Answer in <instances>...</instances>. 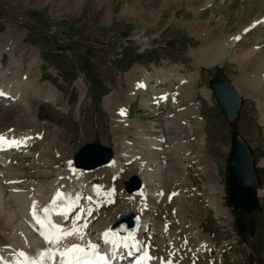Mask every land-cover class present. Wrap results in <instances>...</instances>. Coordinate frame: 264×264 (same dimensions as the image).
<instances>
[{
    "label": "rangeland",
    "instance_id": "1",
    "mask_svg": "<svg viewBox=\"0 0 264 264\" xmlns=\"http://www.w3.org/2000/svg\"><path fill=\"white\" fill-rule=\"evenodd\" d=\"M260 4L259 0H0V33L6 30L8 24L15 30L24 32L22 47H17L14 52L17 59H22L23 69L14 74L8 73V69V74L6 73L8 77L4 78L3 81L6 85L17 86L18 89H24L26 84L29 91L35 87L41 86L44 88L48 84L54 89L55 94L60 97V103L64 105L66 110L64 111L59 107L58 103L51 104L47 98H39L35 109L37 118L41 122H48V124L56 127L58 140L68 148L69 157L86 141L96 139L102 144L115 149V137L118 140H121V135L125 136H123L125 140L133 138L134 127L128 126L126 131L118 129L115 132L112 131L111 127L109 129V123L111 126V122H109L110 114L108 115L104 110L105 108L100 105L104 100L102 97L105 94L103 98L108 94L112 95L111 92H114L113 95H115H112L111 102L124 105L126 95L123 91L129 89L128 84L130 85V81L137 76V72H134V70L140 67L134 65L130 68L132 64L138 63L144 66L147 74L149 73V76H151L153 67L162 66V60L167 59L170 62L169 66L167 67L166 64L161 68L164 73L169 75H165L164 83L157 85L163 89L171 81V73L174 71L177 72L179 77L193 79L191 89H188L187 86L183 87L181 84L180 90H177V92L182 97L186 90L190 91L188 97L191 96L194 103L197 102V115L201 122L200 128L196 129L198 119L189 117L186 108L184 109L185 113L181 114L180 112L179 119L177 118L180 131L178 132L175 129L177 132V135L174 136L177 145L176 153L181 161L179 165L185 164L188 172H186L187 180L184 175L181 176L183 179L178 180V183L174 182L171 183L172 185H167L168 187L165 185L163 187V196L167 200L157 218L160 221L163 218H166L167 221L169 219L167 230L165 232L161 231L163 238L168 237V243L163 249L165 256L174 252L167 250L171 242L176 244L177 252H179V249H181L180 252L187 249L192 251L194 244L198 243L204 236L214 241V244L220 250H224V246L220 247L219 245L230 235L228 231L221 230L220 224L225 220L216 216L214 208V211L212 210V203L215 201L219 205L218 209H221L227 217V207L229 206H227L226 200L225 173L232 132H237L246 143L252 158L258 187L264 191V167L258 166L260 158L264 156V126L260 122L261 110H259L256 100L252 99V96H248V93L253 90L242 91L237 89L240 106L237 115L231 124H228L215 104L207 84L208 79L213 74L219 73L223 74L232 86L240 79V76L245 75L246 80L251 79L257 74L251 73V67L255 62L254 58L257 53L245 61L242 59L240 63L236 58L229 59L228 57H222L210 66H205L201 61H197L199 47L211 40H216V34L221 33L223 38L234 33L238 29V25L248 24L251 21L249 17L254 14L258 17L264 16V7H261ZM96 15L100 16L103 22L112 21L111 24L106 26L97 23ZM113 23L117 24V28ZM259 26L250 29L242 39H245L246 44H248L249 41L251 42L252 39L257 38L261 53H264V27ZM102 29L104 32H99ZM126 34H128V40L132 42L140 40L138 47L120 48L118 46L117 43L121 41L120 38ZM80 35H97V37L109 41L85 45L82 43V38H79ZM69 36L73 38L65 42V39ZM68 42L71 43L69 47L66 45ZM24 45L36 50L37 59L35 61L31 60L30 52L23 49ZM239 48L240 46L235 44L232 52L239 54ZM0 57L2 59L0 66L5 67L9 62L8 54L0 52ZM151 61H153V67L150 65ZM28 63L36 64L32 66L31 73L25 74L26 78H23L22 75H24V69ZM173 63L176 64L175 69H172ZM140 69L142 68L140 67ZM122 70H124L123 73ZM122 75H124V78ZM21 76L22 80H20ZM34 80L37 83H34ZM80 83L84 89L82 98L79 90ZM172 85L177 84L172 83ZM148 86V88L157 87L154 80H149ZM131 90L133 91V89ZM39 94L41 92L38 91ZM171 94L177 101L174 93ZM141 97H144V95L142 94ZM139 100L140 97L136 95L135 100L130 104L129 116L138 119L143 126H140L142 128L152 124L157 129L164 131L165 120L163 122V115L167 112V108H164L161 113H154L153 106H140L137 103ZM183 100L184 98L180 103L184 107L186 102ZM91 107L94 108V112ZM116 107L113 106L112 109L114 110ZM169 108V111H172L170 106ZM9 118L10 116L3 117L0 114V121L2 122L6 119L10 121ZM164 119H166V116H164ZM172 128L174 129L173 126ZM172 131L174 132V130ZM57 134L56 132L53 133L54 138H57ZM165 143L170 147L172 145V141H164L163 145ZM113 151L115 152V150ZM15 155L17 156L13 159L15 163L12 170L18 173L19 177L24 176V181L31 178L29 171H32V168L46 171L44 166L32 163L31 157H22V153L18 154L17 152H15ZM177 156L176 160L178 159ZM209 162L213 165L212 167ZM131 167L134 168L132 165ZM48 170H50V178L47 179L51 180L55 177H53L55 172L53 167H49ZM133 172H136V168L135 171L134 169H127L117 180V188H121L122 181ZM216 176L221 185L218 184ZM33 178L37 181L38 174L35 173L32 176ZM39 179L42 178L39 177ZM210 180L216 182L219 187H224V195L211 193L212 191L208 189ZM186 181L191 186L198 188L201 186L200 189L196 188V192L199 194L190 192L186 196L188 190ZM38 183L42 185L39 180ZM55 184L57 185V181H55ZM204 185L205 187H203ZM174 186L178 188L175 189L177 193L172 192V194H169V190H172ZM22 190L26 193L25 185ZM118 195L121 198L122 194L118 193ZM170 196H173V198L171 199ZM21 199L23 200V198ZM27 202L25 203L24 212L27 211L30 205ZM118 202L119 200L115 206ZM115 206L101 209L99 218L96 217L97 221L100 218H106L111 222L120 215L122 216V213L130 211L128 209L124 211L126 210L125 207L119 211L120 207ZM118 213L120 214L118 215ZM237 215L232 214L231 222H233V218L238 221L243 220L240 214ZM157 218L153 219L154 224L157 225L155 232L160 229L159 225L161 226V222L159 223ZM183 224L187 227H182ZM252 224L254 233L252 232V241L248 243L252 249L251 261L252 264H264V194L258 197V208L256 215L254 214L252 218ZM190 225L196 226L195 231L197 230L199 234L198 240L194 238L196 232L193 234L189 231L192 230ZM199 228L202 229L204 235ZM183 239L186 241H183ZM153 244L156 245L155 248L159 252L162 251L158 247V241H153ZM155 248L153 250L158 253ZM218 248H214V254L212 255L208 250H205V255L202 254L204 257L196 254L200 258L199 264H208L212 260L220 259ZM237 252L236 249L230 251L231 254ZM184 253L188 254V251ZM184 253L182 254L185 255ZM182 254L180 255V262L190 260L189 256L183 258ZM221 256L222 259L219 264L235 263L234 261H228L224 251H222ZM210 257L211 259H209ZM243 264H251V262L249 263V260L246 259Z\"/></svg>",
    "mask_w": 264,
    "mask_h": 264
},
{
    "label": "bare ground",
    "instance_id": "2",
    "mask_svg": "<svg viewBox=\"0 0 264 264\" xmlns=\"http://www.w3.org/2000/svg\"><path fill=\"white\" fill-rule=\"evenodd\" d=\"M259 1L261 3V7H264V0ZM250 18L251 21L248 24H243L244 26L238 25V29L231 35H226L222 38L223 35L219 33L215 36L216 40H211L210 42L201 45L198 49L199 58L197 61H201V63L205 66H210L218 62L222 57H228L229 59L236 58L238 63H240L242 59L245 61L249 59L250 56L257 53L254 58L255 62L251 67V73L257 74L248 80L244 78L245 75L242 77L240 76V79L238 78L239 80L233 87L236 91L237 89H241L242 91L247 89L253 90L251 93H248V96H252V99L256 100L258 108L261 110L260 122L264 126V53H261V47L257 42V38L252 39L249 43L247 41L248 44H246L245 39H242L244 34H247L250 29L256 27L257 25H260L259 27H264V16L261 15L258 17L254 14L249 17V19ZM237 37L239 38L237 39ZM23 38L24 32L15 30L10 24L7 25V28L3 33H0V52L7 53L9 56V62H7V65L5 67L0 66V93H3L0 97H6L9 99L8 102L0 106V114H2L3 117L10 116V121L8 119L3 122L0 121V135H3L6 138V141H17L18 143H13V145H16L15 150L19 153L22 152L23 156L31 157L32 163L44 166L46 171L32 168V171H29V176L31 178L24 181V178L22 180L21 176L19 177L18 173L12 170L14 167L13 162L0 160L1 264H11L15 261V259H22L18 251L25 252L26 257L29 260H35V257L39 256L43 259L45 264H61L57 261L60 251H63L64 248L73 244L86 246L89 242L98 245V249H101L108 258L111 254H108L105 251L107 247L110 246L113 250L115 258L118 255H122L124 252L135 254L132 250L133 246L141 241L151 239L150 236L152 234H154L156 241H158V247L161 250L165 249V245L168 243V237L163 238L161 236V231L165 232L167 230L169 219L167 221L166 218H163L160 221V229L154 233L150 230V226L152 225L153 217H157L159 215L160 211H162V208L164 207V203L167 200L163 196L164 185L167 186L174 182L178 183L183 179L181 176L185 175L183 165L180 166L178 159L176 160L177 145L176 141H174V136L177 135L175 129L178 132L180 131L177 118L179 117L180 112L181 114L184 112L185 108L188 115H193L192 117L197 118L194 106L190 104L191 99L188 97L190 91L186 90V92L182 95V99L185 96L188 97L187 101H185V98L183 100L186 102L183 107V112L177 110V107L179 106L176 104L177 101L173 98L171 93L158 92L160 94L153 98V102L169 103L172 110L167 113L168 116L165 115V130L155 131V128H142L143 126L140 125L139 122H135L134 119H123V116L126 115V107L128 102L132 99V95L136 93V90H140L144 86L145 82L148 80L147 78L149 77L143 68L140 69V67H138L135 70L133 69L134 72L144 76L145 79H139L136 82L135 88H132L133 91L130 90L127 96H125V102H123L124 105L111 102V94H108L105 98H103L105 95L102 97V99H104L102 106L111 117L109 122H111L112 131L115 132L118 131V129H124L126 131L128 130L127 127L131 126L135 128L133 138L125 140V136L121 135L123 139L120 138L121 140H118L117 137H115V149H113L115 152L113 151L114 155L108 166L99 167L84 174V171H81V169H75L72 166L70 160L71 158L67 153L69 150L66 145H63L58 140L59 138L56 127L48 124V122L43 123L37 118L35 106L39 98H47L50 103H58L60 105L59 107H61L64 111L66 110L64 105L60 103V97H58V94H55L54 89L48 84L44 87L45 89L40 86L29 91L26 84L24 89H18L17 86H13L11 84L6 85L3 81L4 78L8 77L6 76L8 69V73L10 74H14L23 69L22 59H17L14 56L15 50H17L16 48L22 47L21 43ZM235 44L240 46L239 54L232 52ZM23 49L30 52L29 54L31 56V60L35 61L37 59V53L34 48L24 45ZM1 62L2 59L0 57V64H2ZM35 64L28 63L25 66L24 75H22L23 78H26L25 74L31 73L32 66ZM22 76L20 77V80H22ZM35 82L37 83L36 80H34V83ZM181 82L182 85L191 89L193 83L192 79L182 80ZM79 90L80 97L82 98L84 89L81 83ZM38 91L41 92V94L38 95ZM43 91L45 92L43 93ZM110 106L118 107L113 110ZM121 110H123V112ZM172 126L174 129H171ZM151 130H154V139H152V136L150 135ZM172 130H174V132ZM54 132H56L57 138H54ZM36 133L38 134L36 135ZM159 139H164L166 142L172 141L171 147L168 146L167 143H165L164 146H161L157 142ZM4 150L5 148L0 146V154L4 152ZM119 156L120 158H118ZM128 163H131L134 169L136 168V172L134 174L140 178L143 187L137 192V197H133L131 194L121 195V205H119L120 208L118 210L121 211L125 207L126 210L124 211H127L128 209L137 214V233L133 238L125 239L124 241H120L119 239H115L114 236H110V240L116 241L115 244L112 242L105 243V238L101 241V245L97 244V238L100 236L102 230L107 229L111 222L106 218H100L95 223H91L92 215L89 213L92 212L93 208L96 207L98 203H101L103 200L109 202L116 193L118 194L114 187L113 179L117 177V175L124 169L125 164ZM258 166L264 167V156L260 158ZM49 167H53L56 176L51 178V180L47 179L50 174V170H48ZM70 170L74 171L73 176H69L68 172ZM35 173L38 174V180L42 182V185L38 183V180L36 181V179H32V176ZM93 176H97L103 180L100 183L95 184V182H91ZM39 177L42 179H39ZM59 178L66 179V183L69 182L73 187L75 185L78 188L77 192L70 194L71 192L69 191L73 190H69L64 183L57 181ZM55 181H57V185L55 184ZM24 185L26 187V193L22 190ZM203 187H205V185ZM208 189L210 191L216 190L217 193L223 192L222 187H219L213 180H210ZM65 191H68V195L70 194L69 200L62 199L61 202L58 203L56 201V199H58L57 193L59 192L61 194L60 197H62ZM159 191H162V197H159ZM78 192L82 195L81 201L79 200ZM261 194H264V191L258 189L257 195ZM107 196H109L108 199H106ZM21 198H23V200ZM54 200L55 203H53ZM27 201L30 203L27 209L29 215H22L21 213L24 212L25 203ZM13 207H15V209H13ZM45 208L49 209L46 217L47 221H50L52 224L59 225L64 230L72 229L74 223L82 227L86 222L87 227H82L81 234L83 235V239L80 238V234H74L60 240L59 243L45 241L44 236L41 234L42 232H45V229L42 228L41 225L35 226L32 223V220L34 219L32 218L33 211L35 210L37 216L45 218V213L43 211ZM67 208L71 211L70 213H66L65 210ZM212 208H214L215 213L217 214L219 209L215 202L212 203ZM111 214L113 213L111 212ZM119 214L120 213H118V215ZM23 222L27 224L26 230L22 225ZM184 224L182 227L185 226ZM195 228L196 226L190 225V229L192 230L189 231L193 232V234L196 232L195 236H193L198 240L199 234L197 233V230L195 231ZM88 230L91 232L96 231V235L94 236L93 234H90ZM28 231H30V235L26 233ZM184 246L186 248V245ZM145 247L150 250V242L146 243ZM47 250H52L54 255L52 257L44 255ZM180 250L181 249H179L180 254L187 251L185 250L184 252H180ZM197 250H199V248H197ZM200 253L201 252L197 254L200 256L202 255V253ZM147 256L148 261L146 264H151L152 259H154V264H176L172 261V257L169 260L166 259L168 262H162V258L155 257V255L150 254V252ZM209 259H211V257ZM130 262L132 264H136L133 263V261Z\"/></svg>",
    "mask_w": 264,
    "mask_h": 264
},
{
    "label": "water",
    "instance_id": "3",
    "mask_svg": "<svg viewBox=\"0 0 264 264\" xmlns=\"http://www.w3.org/2000/svg\"><path fill=\"white\" fill-rule=\"evenodd\" d=\"M209 88L224 117L230 123L239 107V98L228 80L221 74L208 80ZM111 156L109 148L96 141L83 144L73 155L76 166L91 168L105 163ZM227 196L231 208L240 211L244 220H249L257 206L256 180L250 154L241 137L233 133L227 166ZM130 182L127 189H131ZM125 221L129 223V218Z\"/></svg>",
    "mask_w": 264,
    "mask_h": 264
},
{
    "label": "snow or ice",
    "instance_id": "4",
    "mask_svg": "<svg viewBox=\"0 0 264 264\" xmlns=\"http://www.w3.org/2000/svg\"><path fill=\"white\" fill-rule=\"evenodd\" d=\"M239 37H237L238 39ZM0 95H3V93H0ZM123 112V110H121ZM6 142V138L3 135H0V146L3 145V143ZM8 143H18L17 141H7ZM61 194L57 193V198H60ZM55 203V200L53 201ZM45 218H41L37 216L35 210L33 211V217L36 219V222L41 225L42 228L45 229V232H42L41 234L44 236L45 241L51 242V243H59L60 240L74 235V234H80V238L83 239L82 233V227H87V223L85 222L83 226H78L75 223L73 224V228L70 230H64L59 225L52 224L50 221H47V213L49 212V209L45 208L44 210ZM105 237V243L112 242L116 243L115 240H110V234L109 232L104 233ZM98 245L93 244L89 242L86 246H82L79 244H73L66 248H64L63 251L59 252V255L61 257H64L63 264H107V259L104 255H101L97 251ZM59 251V250H57ZM21 256H24L25 254L23 252L20 253ZM44 255L52 257L54 253L52 250H47ZM147 254H145L143 259H147ZM137 264H141L140 261H137Z\"/></svg>",
    "mask_w": 264,
    "mask_h": 264
},
{
    "label": "crops",
    "instance_id": "5",
    "mask_svg": "<svg viewBox=\"0 0 264 264\" xmlns=\"http://www.w3.org/2000/svg\"><path fill=\"white\" fill-rule=\"evenodd\" d=\"M96 18H97V20H98V22L97 23H101V24H103V25H106V26H109L110 24H111V22L112 21H108V22H103L102 20H101V18H100V16H98V15H96ZM110 20V19H109ZM99 26H101L100 24H98ZM113 25L115 26V28H117V24H115V23H113ZM99 32H104V30L102 29L101 31L99 30Z\"/></svg>",
    "mask_w": 264,
    "mask_h": 264
},
{
    "label": "trees",
    "instance_id": "6",
    "mask_svg": "<svg viewBox=\"0 0 264 264\" xmlns=\"http://www.w3.org/2000/svg\"><path fill=\"white\" fill-rule=\"evenodd\" d=\"M247 225H249V224H247ZM240 226V227H239ZM237 228H238V230H239V232L240 233H244V229L242 228V226L241 225H239ZM244 228H246V224H244Z\"/></svg>",
    "mask_w": 264,
    "mask_h": 264
}]
</instances>
